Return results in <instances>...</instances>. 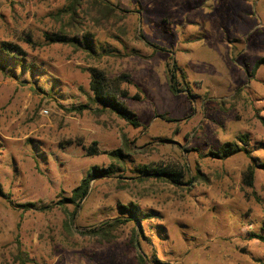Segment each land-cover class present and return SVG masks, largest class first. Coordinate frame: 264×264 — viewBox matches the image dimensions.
Returning <instances> with one entry per match:
<instances>
[{"label":"rangeland","instance_id":"374dc122","mask_svg":"<svg viewBox=\"0 0 264 264\" xmlns=\"http://www.w3.org/2000/svg\"><path fill=\"white\" fill-rule=\"evenodd\" d=\"M106 1L119 7L115 16L103 18L83 0L71 28L64 11L73 0H0V47L24 51L21 60L0 52V264H143L139 256L144 264H264V243L253 236L264 225V169L249 187V155L207 156L244 134L264 164V66L253 71L264 58V0ZM64 28L91 35L103 56L47 43L46 34ZM172 59L192 97L171 93ZM90 69L121 80L142 127L99 106L69 112L93 95ZM125 138L134 152L120 166L108 153ZM111 165L118 174L91 182L73 224L72 205L41 210L72 197L93 167ZM143 166L181 172L182 184L140 182ZM25 204L35 206L18 207ZM127 204L151 218L123 227L111 243L89 235ZM135 231L143 232L138 247Z\"/></svg>","mask_w":264,"mask_h":264},{"label":"trees","instance_id":"16d2710c","mask_svg":"<svg viewBox=\"0 0 264 264\" xmlns=\"http://www.w3.org/2000/svg\"><path fill=\"white\" fill-rule=\"evenodd\" d=\"M83 0H73L72 4L70 5L67 11H64L65 14H70L71 22L69 23V27L76 28V18L78 17L77 11L81 8ZM92 10H97L98 14L105 17H112L115 16L117 10H120L119 7H114L110 2L106 0H93L91 4ZM127 12V11H126ZM86 14L89 13L86 11ZM67 28L61 30L60 33L55 35L46 34L45 39L48 44H63V45H70L74 46L77 49L85 50L89 54H94L97 57H102L103 54H98L92 43L91 35H85L83 39H80L78 36L71 37V34L66 31ZM141 39L150 47L154 48L156 51L166 52V50L162 47H159L151 42L147 41L143 36ZM0 52L2 54H6L9 58L19 59L18 56L24 54L23 49L13 43L5 42L1 44ZM96 52V53H95ZM169 53V52H168ZM132 55H136L133 52ZM173 60V59H172ZM171 69L169 70V86L171 93L174 95L179 94L180 92H187L189 97H192V91L189 88V85L185 83V85H181L178 82V71L179 67L177 61L171 63ZM264 66V58L259 59L253 68L254 73L261 67ZM89 72L91 73V82H90V90L93 93L92 96L89 97V102L87 104H83L77 107H72L69 112H76L82 114L85 111L92 110L93 106H99L100 108L97 109L100 113H112L117 115L120 119L126 121L129 125L140 128L143 125L140 123L136 114L128 107L127 103L124 99L127 98L128 94L125 90L121 88V80L107 79L106 75L103 71L99 69H90ZM139 97H135L134 100H138ZM159 117L167 122H176V120L171 119L167 114L159 115ZM238 142H227L223 144L219 150L217 151H209L210 153L207 155L209 157L218 158V159H227L232 156H235L239 153H245L249 155L251 159V164L247 167L245 172L243 173L244 183L249 187L253 186V182L255 179V173L257 168L264 169V164L256 163L254 161V157L251 156L249 146V136L248 135H239L237 138ZM99 152L97 148V143H92L91 149L89 154L94 155ZM133 149L129 141L125 138L123 147L114 151L109 152V156L112 160H116L120 166H125V158L130 153H133ZM118 168L115 165H111L108 168H100V167H93L88 175L82 180L81 184L72 191V197L70 198H63L58 201L55 205L49 207H43L41 210L53 209L54 207L58 206L62 209L67 208L68 205H72L74 207L73 212L69 214V223L73 224V221L78 213V210L81 208V203L87 198L90 192V185L91 182L98 178H111L117 175ZM152 176H156L159 180H164L166 182H172L174 184H182L183 174L176 170L170 169H150L148 166L139 167L138 175L135 178L140 182L147 181ZM197 177V178H196ZM193 177V180H197L200 176ZM0 196H4L3 190L0 185ZM35 205L32 204H25V205H18L19 208L29 210ZM121 210V217L111 220L110 222L104 223L98 229H94L93 231L89 232V235L93 238L100 240L101 242L111 243L114 242L120 230L127 226L128 224H136L138 221H143V218H151L149 215H146L142 211L138 209V207L134 206L133 204L127 205H120ZM72 224L69 226L72 227ZM135 245L139 246V235H143V232H136L135 231ZM255 239L260 240L264 243V225L261 229V233L253 235ZM140 261L144 264V258L139 256ZM155 264H164L160 261H155Z\"/></svg>","mask_w":264,"mask_h":264}]
</instances>
